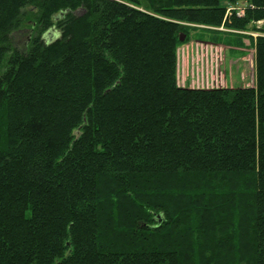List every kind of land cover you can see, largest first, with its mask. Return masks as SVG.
<instances>
[{
	"label": "trees",
	"instance_id": "trees-1",
	"mask_svg": "<svg viewBox=\"0 0 264 264\" xmlns=\"http://www.w3.org/2000/svg\"><path fill=\"white\" fill-rule=\"evenodd\" d=\"M238 1L0 0V264H264V0ZM192 32L249 40L254 85L181 87Z\"/></svg>",
	"mask_w": 264,
	"mask_h": 264
},
{
	"label": "rangeland",
	"instance_id": "rangeland-1",
	"mask_svg": "<svg viewBox=\"0 0 264 264\" xmlns=\"http://www.w3.org/2000/svg\"><path fill=\"white\" fill-rule=\"evenodd\" d=\"M146 2V0H142ZM246 1H238L236 5H228L227 14L236 12L239 15L245 13ZM259 27L264 22L257 23ZM199 31L206 29L219 30L220 32L233 35L236 31L225 28H213L193 26ZM243 33V32H242ZM50 34V35H49ZM47 39L54 41L57 34L50 32ZM202 32H192L191 38L184 41L178 48V76L179 85L192 89H217V88H243L254 85L255 82V48L250 46L249 40H244V47L217 43L208 37L200 38ZM252 34L255 38L257 33ZM206 36V35H205ZM232 38V37H231ZM29 39L28 32L15 34L14 43L23 51ZM228 40H231L227 37ZM186 40V39H185Z\"/></svg>",
	"mask_w": 264,
	"mask_h": 264
},
{
	"label": "water",
	"instance_id": "water-1",
	"mask_svg": "<svg viewBox=\"0 0 264 264\" xmlns=\"http://www.w3.org/2000/svg\"><path fill=\"white\" fill-rule=\"evenodd\" d=\"M185 39H186V36H185V35H183V36L181 37V42H184V41H185Z\"/></svg>",
	"mask_w": 264,
	"mask_h": 264
}]
</instances>
